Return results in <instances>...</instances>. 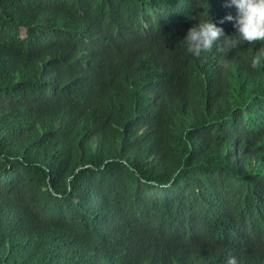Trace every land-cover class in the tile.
Returning <instances> with one entry per match:
<instances>
[{
  "label": "trees",
  "instance_id": "trees-1",
  "mask_svg": "<svg viewBox=\"0 0 264 264\" xmlns=\"http://www.w3.org/2000/svg\"><path fill=\"white\" fill-rule=\"evenodd\" d=\"M227 0H0V264H264V40L183 38Z\"/></svg>",
  "mask_w": 264,
  "mask_h": 264
},
{
  "label": "clouds",
  "instance_id": "clouds-1",
  "mask_svg": "<svg viewBox=\"0 0 264 264\" xmlns=\"http://www.w3.org/2000/svg\"><path fill=\"white\" fill-rule=\"evenodd\" d=\"M234 6L236 15L224 16L218 23L232 21L235 38L228 39L223 29L213 23L208 14L206 18L199 21L191 27L183 38L186 51L198 57L202 52L211 50L213 46L221 39L226 38L224 43L229 50L236 48L242 41L253 42L264 40V0H227L225 7ZM264 65V50H260L252 57L251 66L256 68ZM227 264H236L234 257H229Z\"/></svg>",
  "mask_w": 264,
  "mask_h": 264
}]
</instances>
